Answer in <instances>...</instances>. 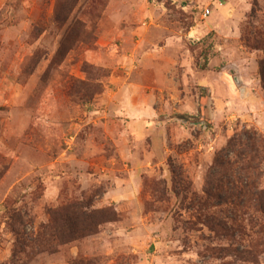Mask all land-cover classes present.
Returning a JSON list of instances; mask_svg holds the SVG:
<instances>
[{"label": "rangeland", "instance_id": "rangeland-1", "mask_svg": "<svg viewBox=\"0 0 264 264\" xmlns=\"http://www.w3.org/2000/svg\"><path fill=\"white\" fill-rule=\"evenodd\" d=\"M262 61L264 0H0V264H264ZM82 200L113 221L40 247Z\"/></svg>", "mask_w": 264, "mask_h": 264}, {"label": "trees", "instance_id": "trees-1", "mask_svg": "<svg viewBox=\"0 0 264 264\" xmlns=\"http://www.w3.org/2000/svg\"><path fill=\"white\" fill-rule=\"evenodd\" d=\"M259 74L264 90V61L259 65ZM245 134V141L239 139L238 146H231V144L228 146L229 149L227 150L234 154L233 159L225 161V164L217 162L218 165H216L218 167L225 165L224 167L227 168L226 170L229 174L226 173L225 175L227 177V192L225 195H228V198H232L230 201L232 204H234L235 197H241L242 194V190L236 186L237 182L233 180L235 178L232 173L233 168L235 165H239L238 174H243L248 169L256 171L258 165H255L254 162L261 158L263 149V139L261 137L250 132ZM232 147L236 150L232 149ZM241 180L242 177L238 179V182H241ZM250 187L251 184L245 180L243 192H248L247 190H250ZM236 191H240L238 195H236ZM253 198L264 218V191L254 193ZM48 215L50 218L49 224L40 227L43 230L42 234L47 237L43 243H41V240L39 241L42 244L40 247L48 246L50 242L65 245L95 235L101 225L113 221V215L108 210H93L90 203L84 200L72 202L63 208L50 210ZM213 221L211 218L206 220L208 225H216ZM217 226L227 229V226L220 222H217ZM46 242L47 244H45Z\"/></svg>", "mask_w": 264, "mask_h": 264}, {"label": "crops", "instance_id": "crops-1", "mask_svg": "<svg viewBox=\"0 0 264 264\" xmlns=\"http://www.w3.org/2000/svg\"><path fill=\"white\" fill-rule=\"evenodd\" d=\"M142 114H139V116L137 115V116H135V118H136V121H138L137 122V124L138 125H141V123L140 122H142L143 121V117H141L142 119H139L140 118V116H141ZM141 128V126H139V129Z\"/></svg>", "mask_w": 264, "mask_h": 264}, {"label": "built area", "instance_id": "built-area-1", "mask_svg": "<svg viewBox=\"0 0 264 264\" xmlns=\"http://www.w3.org/2000/svg\"><path fill=\"white\" fill-rule=\"evenodd\" d=\"M206 14H208V11H206Z\"/></svg>", "mask_w": 264, "mask_h": 264}]
</instances>
